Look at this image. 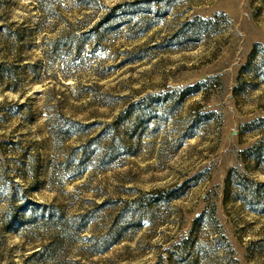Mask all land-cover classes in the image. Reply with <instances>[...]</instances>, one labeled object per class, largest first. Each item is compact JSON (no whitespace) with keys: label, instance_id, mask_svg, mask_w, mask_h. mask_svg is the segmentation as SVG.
Instances as JSON below:
<instances>
[{"label":"rangeland","instance_id":"rangeland-1","mask_svg":"<svg viewBox=\"0 0 264 264\" xmlns=\"http://www.w3.org/2000/svg\"><path fill=\"white\" fill-rule=\"evenodd\" d=\"M0 264H264V0H0Z\"/></svg>","mask_w":264,"mask_h":264}]
</instances>
